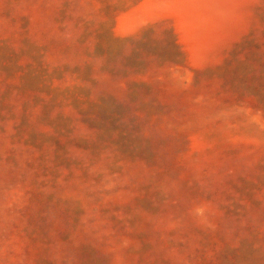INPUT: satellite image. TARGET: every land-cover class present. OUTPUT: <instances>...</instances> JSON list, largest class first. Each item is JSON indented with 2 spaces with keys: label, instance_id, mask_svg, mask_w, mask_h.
I'll use <instances>...</instances> for the list:
<instances>
[{
  "label": "rangeland",
  "instance_id": "374dc122",
  "mask_svg": "<svg viewBox=\"0 0 264 264\" xmlns=\"http://www.w3.org/2000/svg\"><path fill=\"white\" fill-rule=\"evenodd\" d=\"M0 264H264V0H0Z\"/></svg>",
  "mask_w": 264,
  "mask_h": 264
}]
</instances>
